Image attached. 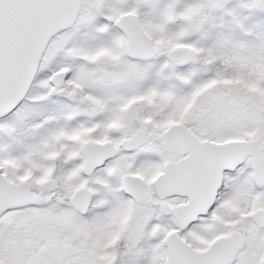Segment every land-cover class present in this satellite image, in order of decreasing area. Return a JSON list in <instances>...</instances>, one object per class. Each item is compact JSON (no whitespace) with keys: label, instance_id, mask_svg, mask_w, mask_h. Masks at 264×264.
<instances>
[{"label":"snow or ice","instance_id":"6c2138e0","mask_svg":"<svg viewBox=\"0 0 264 264\" xmlns=\"http://www.w3.org/2000/svg\"><path fill=\"white\" fill-rule=\"evenodd\" d=\"M0 264H264V0H0Z\"/></svg>","mask_w":264,"mask_h":264}]
</instances>
